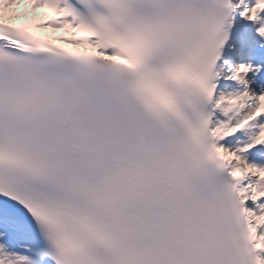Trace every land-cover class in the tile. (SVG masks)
Here are the masks:
<instances>
[{
	"label": "snow or ice",
	"instance_id": "6c2138e0",
	"mask_svg": "<svg viewBox=\"0 0 264 264\" xmlns=\"http://www.w3.org/2000/svg\"><path fill=\"white\" fill-rule=\"evenodd\" d=\"M0 264H264V0H0Z\"/></svg>",
	"mask_w": 264,
	"mask_h": 264
}]
</instances>
